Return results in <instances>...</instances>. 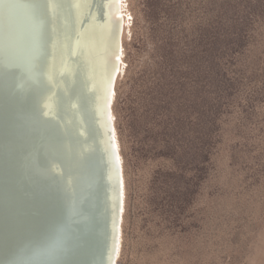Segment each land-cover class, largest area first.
Instances as JSON below:
<instances>
[{
	"label": "bare ground",
	"instance_id": "1",
	"mask_svg": "<svg viewBox=\"0 0 264 264\" xmlns=\"http://www.w3.org/2000/svg\"><path fill=\"white\" fill-rule=\"evenodd\" d=\"M73 1L72 7V0H61L71 31L75 30L70 61L77 60L81 66L84 89L94 100L93 120L102 123L111 148L114 171L110 179L116 191L114 210L108 208L113 235L109 264H118L126 188L113 105L124 71L123 0ZM59 10L57 0H0V264L51 260L53 264H90L80 262L76 254L65 255L61 246L81 253L93 245L98 236L82 229L79 243L72 221L87 218L88 195L91 205L101 201L104 215L102 198L105 206L110 201L102 186L93 182L92 140L79 139L67 129L71 126L59 125L45 114L51 74L69 79V69L60 67ZM60 95L55 112L67 113L64 90ZM95 165L98 170L97 161ZM88 184L92 187L87 188ZM118 214L119 221L112 223Z\"/></svg>",
	"mask_w": 264,
	"mask_h": 264
},
{
	"label": "rangeland",
	"instance_id": "2",
	"mask_svg": "<svg viewBox=\"0 0 264 264\" xmlns=\"http://www.w3.org/2000/svg\"><path fill=\"white\" fill-rule=\"evenodd\" d=\"M122 9L124 71L113 105L126 188L118 264H264V23L243 55L246 78L221 117L208 175L175 217L162 186L175 161L160 152L161 136L142 142L145 115L155 132L165 121L154 117L159 99L150 103L165 31L150 0H123Z\"/></svg>",
	"mask_w": 264,
	"mask_h": 264
},
{
	"label": "trees",
	"instance_id": "3",
	"mask_svg": "<svg viewBox=\"0 0 264 264\" xmlns=\"http://www.w3.org/2000/svg\"><path fill=\"white\" fill-rule=\"evenodd\" d=\"M150 1L165 31L150 103L159 99L154 117L162 112L165 121L155 132L145 115L142 142L161 136L160 152L175 161L162 186L167 211L178 217L208 175L221 117L239 101L243 55L264 23V0Z\"/></svg>",
	"mask_w": 264,
	"mask_h": 264
},
{
	"label": "water",
	"instance_id": "4",
	"mask_svg": "<svg viewBox=\"0 0 264 264\" xmlns=\"http://www.w3.org/2000/svg\"><path fill=\"white\" fill-rule=\"evenodd\" d=\"M59 4V17L61 20V24L59 26L61 30V38H60V67L64 66L66 71L68 70L69 79L66 81L64 78H61V75L56 73V75L51 74L52 77V86L51 90L48 93V100H47V106H46V116L52 117L53 121L61 125L62 123H65L67 126H71L70 128L67 127V129H72V132L74 135H77L79 139L83 140H92V147L89 149L91 155L89 156L91 158V162H93L92 171L94 174V184L98 185L100 184L104 190L105 196H109V205H104L105 200L102 198V205L105 212V215L102 214V208H101V201H99L98 206H95L94 204L91 205V196L88 195L87 199L84 203V205L87 208V211L85 210L87 218L85 220L83 219H74L72 221V226L76 230V238L79 239L78 242L82 243L83 239L82 236L79 237V231L82 229L93 233L98 236V240L93 243V245L86 246L85 249L81 253L73 250H69L66 245H62V252L67 254H76L79 256L80 262H86L90 264H109V261H111V258H113V253H110L109 246L112 243V234L110 232L111 228V220L109 218L108 208L114 210V196L116 191V184L111 180L113 169V163H112V155H111V148L109 147V143L106 138V134L103 133L102 130V123H97L95 121V118L93 120L94 116V107L92 109L93 99H91L90 95H87L88 93L84 89V84L80 78V71L81 66L78 64V61L71 62L70 59L73 56V43H74V32L71 31V22L68 20V14L64 12L63 6L61 5V0H57ZM72 0V7L75 6ZM77 6V5H76ZM105 16V14H104ZM103 19V20H102ZM101 20L104 21L103 16L101 15ZM64 22V24H63ZM73 23V20H72ZM105 23V22H103ZM76 26L78 31L81 33V25H79L78 19L76 22ZM49 78V80H50ZM61 85V86H59ZM64 90L65 97L68 98L65 102V105L68 104L67 113L58 114L55 112V108L57 103H59L61 98V91ZM98 105L101 104V99H98L97 101ZM54 109V111H53ZM71 115H70V114ZM73 114V116H72ZM75 115V118H74ZM49 117V118H50ZM51 118V119H52ZM96 123H95V122ZM74 123L77 125V129L74 125ZM64 127V126H63ZM64 132V131H63ZM103 136V138H102ZM89 153V154H90ZM102 157H104V161H102ZM98 162V170L97 166L95 165L96 161ZM112 163V164H111ZM116 170V168H115ZM95 172V173H94ZM93 179V177H92ZM87 188H91L92 185L88 184ZM110 187V188H109ZM67 206V205H66ZM92 208H88V207ZM102 212V213H101ZM89 218V219H88ZM112 223L119 221V214L116 215V217H112ZM89 220V221H88ZM113 228V227H112ZM78 231V232H77ZM52 232V231H51ZM52 236H57V233L55 231L51 233ZM65 241H67L68 237L64 238ZM111 249V246H110ZM25 255L27 257H31V254L29 251H24ZM112 254V255H111ZM112 256V257H111ZM34 257V255H32ZM113 262V260H112ZM54 260L48 261L45 264H53Z\"/></svg>",
	"mask_w": 264,
	"mask_h": 264
}]
</instances>
